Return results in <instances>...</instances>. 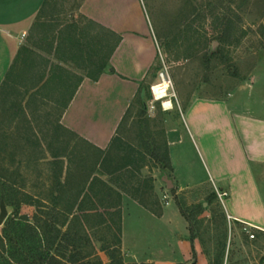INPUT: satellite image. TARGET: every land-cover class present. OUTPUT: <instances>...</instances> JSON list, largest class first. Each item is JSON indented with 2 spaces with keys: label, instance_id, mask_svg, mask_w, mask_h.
Returning a JSON list of instances; mask_svg holds the SVG:
<instances>
[{
  "label": "rangeland",
  "instance_id": "rangeland-1",
  "mask_svg": "<svg viewBox=\"0 0 264 264\" xmlns=\"http://www.w3.org/2000/svg\"><path fill=\"white\" fill-rule=\"evenodd\" d=\"M78 1L69 0L65 4L66 14L70 16L68 21ZM139 4L154 32L159 51L153 75L131 102L123 133L115 134L100 154L59 127L64 99L26 98L24 104L22 98H0V181L8 187L3 192L20 201L33 200L32 204L21 203L17 217L33 223L37 217V224L42 226L52 220L46 232L40 231L43 242L47 239L50 242L49 249L47 245L42 254L47 264L50 256L58 258L57 263L59 260L61 264H73L71 260L86 261L91 253L108 264L107 252L116 249L120 250L124 263H136L122 249L119 205L107 209L109 202L119 203L120 198L107 190L99 176L125 188L131 196L133 189L143 185V180H149L152 198L157 196L161 209L165 207L162 196L167 195L170 205L182 216L183 221L179 219L168 229L145 224L139 217L140 224L131 221L126 230L131 241H135V236L141 237L143 249L152 248L170 257L173 253L169 254L165 247L169 242L180 260L137 264H214L220 249L221 264H264V232L245 229L227 218L224 211L227 193L219 196L223 193L221 185L211 172L199 138L201 150L186 136L180 144L198 191L189 189L177 193L173 185L169 187L171 169L161 168L159 160L150 154L155 148L159 152L167 141V122L171 120L180 128L183 126L180 111L187 110L186 101L191 96H228L239 86H248L254 81V93L264 95V0H139ZM221 35L224 42L219 41ZM84 43L81 45L85 48ZM79 72L85 74L82 70ZM165 80L170 82L167 94L172 109L164 108L162 100H157L151 89L154 83ZM143 117L150 120L148 128L136 122ZM224 124L223 116L213 123L216 130ZM81 157L85 158L86 166L102 157V165L96 166L98 180L84 198L85 209L95 208L101 216L91 212L86 213L90 215L88 218H82V214H74L78 211H75L77 205L74 211L71 209L75 191L63 183L67 170H75ZM60 160L63 171L57 178L56 164ZM117 168L119 171L112 174ZM1 190L0 187V195ZM54 193L58 196L56 200L52 197ZM6 209L7 216L0 228L15 216L11 205L6 204ZM63 220L66 221L61 225ZM251 233L254 238L249 237ZM176 237L183 242L182 246L176 247ZM43 242L41 245L37 242V247L42 249ZM103 246L109 251H104Z\"/></svg>",
  "mask_w": 264,
  "mask_h": 264
},
{
  "label": "crops",
  "instance_id": "crops-1",
  "mask_svg": "<svg viewBox=\"0 0 264 264\" xmlns=\"http://www.w3.org/2000/svg\"><path fill=\"white\" fill-rule=\"evenodd\" d=\"M68 1L0 0V98H22L24 104L26 98H71L59 114V127L73 133L87 148L104 151L141 85L153 75L159 46L139 0H79L70 22L65 8ZM89 20L121 37L108 67L96 79L87 75V62L83 59L90 54V35L98 42L102 31L92 28L81 35L73 31L74 27L80 31ZM67 35L78 39L80 45L85 42L86 53L79 52L85 49L83 45L74 50L65 41ZM255 83L239 86L223 97L193 95L186 101L187 110L180 111L183 126L167 122L165 134L172 174V184L168 186L173 185L177 193L198 191L180 144L186 136L201 150L199 138L211 172L221 185L220 191L227 193V218L243 228L264 232V95L254 93ZM221 116L225 124L216 130L213 123ZM99 177L120 198L122 249L131 261L179 262L173 244L166 242V249L173 254L163 257L152 248L143 249L141 237L135 236V241H131L126 234L131 221L140 224L139 218L155 228L167 229L179 219L183 221L168 196H162L165 207L161 209L158 203L159 214H155L126 193L125 188ZM176 238V247L182 246L183 242Z\"/></svg>",
  "mask_w": 264,
  "mask_h": 264
},
{
  "label": "trees",
  "instance_id": "trees-1",
  "mask_svg": "<svg viewBox=\"0 0 264 264\" xmlns=\"http://www.w3.org/2000/svg\"><path fill=\"white\" fill-rule=\"evenodd\" d=\"M75 26V25H74ZM92 28H99L102 31V35L99 39V41L97 42V39L93 37V35H90V39H89V51L90 54L87 58L84 57V61L87 62L85 63V70L86 73L89 77L96 79L101 73L102 71L108 67V62L109 59L115 49V47L117 46V44L119 43L121 37L119 35H117L116 33H114L113 31L102 27L101 25L95 23L94 21L89 20L87 25L84 26L82 29H80V31H77V28L74 27V34L76 35L78 34H84V32H88V31H92ZM69 34V33H68ZM65 41H69V43H71L70 45L74 48V50H76L77 48H79V46L82 47V45H80L79 40L78 39H73L71 38L70 35H67V37L65 38ZM219 41H223L224 42V36L221 35L219 37ZM87 46V44L85 45ZM83 49V48H82ZM80 50L79 52L82 53V51H85L86 53V47L84 50ZM76 53V52H75ZM99 54V55H98ZM78 55V54H77ZM77 88V83L74 85L73 87V91H75V89ZM141 89H142V85H141ZM139 89V91L141 90ZM139 94V92H138ZM137 94V95H138ZM137 97V96H136ZM64 99L63 101V108L66 107L68 101L71 98H62ZM62 102V100H61ZM131 104L129 105V107L127 108L126 112L123 115V118L121 119V122L119 124V126L117 127L116 133L117 136L122 134V128L124 127V125L126 124V122H128V118H129V114L131 111ZM138 126L140 124L145 125V128H148L150 120L147 117H143V118H139L137 121ZM74 135V134H73ZM113 140V138H112ZM155 150H157V148H155ZM154 152L151 150L150 154L153 155V157L155 159H157V161L159 160V162L161 163V168H169L171 169V164H170V160H169V153H168V145H167V141L164 142V145L161 146V148L159 149V152ZM100 154L103 152L102 150H99ZM100 158H97V160L94 162V164H89L86 166L85 163V158L81 159L79 158L78 164L75 165V170L69 168L66 172V177H65V182L63 183L64 186H69L70 189L75 191V200L74 203H72L71 205V209L74 211V208L76 207V205L78 206V208L75 209V211H77L76 213L72 212V214H82V218H88L90 215L86 214L88 212H86L87 209H85V201L84 198L86 196V193H88V191L90 189H92V184L98 180L97 176H94V170L96 169V166L98 164L103 163V160ZM57 174L56 177L59 178L62 174L63 171V162L62 160H60V162H58L57 164ZM100 165V166H101ZM127 167V165L125 166ZM119 171V169H115L113 173H117ZM148 181L149 180H143L142 181V186L137 187L134 190V192L132 193V196L134 199H136L137 201H139V203H141L144 207H146L147 209L151 210L152 212H154L155 214H159L157 209H156V205L158 204L157 199L152 198V193L151 191V187L148 186ZM15 186V182H12ZM59 183V181H58ZM60 184V183H59ZM104 185L107 187V190L112 192V188L110 187L109 184L104 183ZM0 187H1V191L5 192L7 191L8 187L6 186V184L2 181H0ZM2 193L0 195V201H4L5 204H9L14 208V215L13 217L9 218L8 220L5 221L4 226H2L0 228V264H47L46 263V259L44 260L42 257L43 254V250L44 248L47 249V245H48V249H49V245L50 242H48L49 240L45 239V243L43 242V237H42V232H46L48 230L49 227H51V224H53L52 220H50L49 223H45L43 226L37 224L38 220L37 217L34 218V223L29 221L28 219L25 220L22 218L17 217L16 215L19 212L21 203H30L32 204L31 201H26V200H17L15 197H11L10 195H7L6 193ZM113 193V192H112ZM114 194V193H113ZM114 196V195H113ZM53 199L56 200L58 198V196L54 193L53 194ZM16 199V200H15ZM39 201V200H37ZM39 206H41L40 203H38ZM117 205H119L118 202H114L111 203L109 202V204L107 205V209H114L115 207H117ZM201 207V206H199ZM70 209V210H71ZM71 210V211H72ZM90 211H92L93 214L91 215H96V213H98V216H101L99 214V212H97L95 208L89 209ZM91 213V212H89ZM113 213V212H112ZM71 214V213H69ZM182 215L184 216V214L182 213ZM79 218V217H78ZM187 218V217H186ZM188 219V218H187ZM21 220V221H20ZM23 221V222H22ZM66 220H63L62 224L65 223ZM81 221V220H80ZM57 230V228L55 229ZM42 231V232H40ZM40 232V233H39ZM59 232V231H58ZM67 233V231H66ZM37 236H40L41 238L37 239ZM53 241V240H52ZM29 242V243H28ZM37 242L39 243V245L42 244L43 242V248L40 249V247H37ZM52 243V242H51ZM28 244V245H27ZM119 244H120V240H119ZM104 251H109L107 247H101ZM101 249V250H102ZM108 256H109V263L108 264H126L123 262L122 258L120 257V250L116 249L113 250L111 252H107ZM222 257V251L221 249L218 251L217 254V261L214 264H221V258ZM51 259V260H50ZM58 258H56L55 256H50L49 258V263L48 264H61L58 260V263L55 262L57 261ZM80 261V260H79ZM77 262L76 260H71V263L75 264V262H77V264H104L100 258L97 257V255L95 253H91L89 256H87V260L86 261H81ZM131 264H137V263H131ZM175 264H181V263H175Z\"/></svg>",
  "mask_w": 264,
  "mask_h": 264
},
{
  "label": "bare ground",
  "instance_id": "bare-ground-1",
  "mask_svg": "<svg viewBox=\"0 0 264 264\" xmlns=\"http://www.w3.org/2000/svg\"><path fill=\"white\" fill-rule=\"evenodd\" d=\"M170 82L168 80L156 83L153 85V93L157 100H162L164 108H171L172 103L168 97L167 91L169 89ZM172 109V108H171Z\"/></svg>",
  "mask_w": 264,
  "mask_h": 264
},
{
  "label": "water",
  "instance_id": "water-1",
  "mask_svg": "<svg viewBox=\"0 0 264 264\" xmlns=\"http://www.w3.org/2000/svg\"><path fill=\"white\" fill-rule=\"evenodd\" d=\"M167 184H170V182L167 181ZM6 216H7L6 204L4 203V201H0V225L2 224Z\"/></svg>",
  "mask_w": 264,
  "mask_h": 264
},
{
  "label": "built area",
  "instance_id": "built-area-1",
  "mask_svg": "<svg viewBox=\"0 0 264 264\" xmlns=\"http://www.w3.org/2000/svg\"><path fill=\"white\" fill-rule=\"evenodd\" d=\"M151 89H153V85L151 86ZM152 92H153V90H152ZM225 194H226V193H224V192H223V193H219V196L222 197V195H225ZM245 229H246V228H245ZM249 237H250V238H254V234L251 233V234L249 235Z\"/></svg>",
  "mask_w": 264,
  "mask_h": 264
}]
</instances>
